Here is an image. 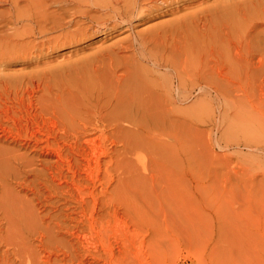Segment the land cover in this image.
<instances>
[{"label": "rangeland", "instance_id": "1", "mask_svg": "<svg viewBox=\"0 0 264 264\" xmlns=\"http://www.w3.org/2000/svg\"><path fill=\"white\" fill-rule=\"evenodd\" d=\"M172 1L152 8L145 12L143 18L135 19L120 29L100 30L89 38L74 41L68 33L64 35L70 30L73 32L75 27L52 32L46 35L47 38H32L38 47L34 44L31 51L23 54L25 56L9 59L6 66L0 67V75L14 82L9 83L11 87L8 89L3 90L0 86V92L7 95L4 97L0 93V98L3 96L2 100L8 103L10 98V111L17 104L10 115L18 117V110L25 104L31 107L23 108L29 114L26 116L36 117L25 130L27 122H22V131V127L10 119L13 130L8 121L10 115L3 113L4 118L0 113V121L4 125L8 122L6 125L11 128L0 122V171L5 174L1 182L9 178L0 188V264H264V150L254 141V128H251L250 136L248 123L241 122L244 119H239L233 109L234 103L239 102L237 105H245L250 112L251 105L259 98V103L255 104L264 108V100L261 101L264 99V93L261 94L264 92V0H242L244 3L241 0ZM228 4H231L230 8ZM238 36L242 39L239 40ZM50 37L57 39L48 42ZM134 38L143 39L161 53L166 52L165 56L169 55L173 63H178L174 67L182 70L179 72L186 81H201V77L207 82L218 80V66L230 76L231 82L238 84L244 81L246 86L248 83L250 86H245L247 92L244 89L227 93L230 98L227 104L219 95L191 89L194 82H186L192 91L191 94L185 93L182 103L172 104L170 108L164 106L163 109L162 104L156 101V107L148 106L146 110L143 106L142 112L133 111L137 116H145V121L136 125L124 122L118 126L107 122L106 127H99V130L104 127L105 131L101 130L104 134L99 130L91 131V136L99 139L98 150L103 149L106 154L99 168L101 178L95 175L91 181L87 179L89 175L83 169L85 166L82 168L83 159L78 158L81 162L76 160L74 168L83 169L80 174L86 177L81 181L85 183V188L82 187L85 193L80 195L77 185L71 181L70 176L73 175L66 169L69 166L57 164L58 158L54 153L57 145L44 147L46 145L41 141L44 148L38 147L42 145L41 142L34 143V133L45 125L44 129L48 130L51 117H54L52 121H57L56 128L60 126L59 130L56 129L58 134L64 126L70 130L73 127L82 129L91 116L89 114L95 111L93 109L99 108L105 112L104 115L111 117L118 99L121 103H129L126 100L134 101L142 95L145 99L150 85L153 84L151 90L156 89L153 86L161 82L158 79L160 75L157 77L149 72L148 65L139 62L142 67L139 65V68L144 70L130 68ZM236 38L240 44L235 43ZM257 44L262 53L258 52ZM241 46L242 55L238 53ZM249 51L255 52L251 54ZM121 65H126V68ZM127 67L133 71L132 74ZM215 72L217 77H214ZM203 75L210 78L205 79ZM19 81L20 84L26 81L28 85L32 82L29 86L24 84L23 88V84L18 83L17 86ZM5 89L10 90L9 95ZM247 89L249 97L245 95L249 92ZM12 91L17 93L16 97ZM22 91L27 93L26 96ZM20 94L28 97L27 104L21 106L23 101H19L23 98ZM231 98L236 100L232 104ZM130 104H122L123 109ZM177 109L183 110L180 115ZM41 113L45 114V120L49 118L48 123H44ZM37 121L38 127L35 126ZM15 125L23 133L28 129L26 137L29 135L31 138H23L21 135L26 134L17 130ZM89 128L93 130L92 126ZM68 139L66 145L62 140L60 142L63 150L68 145L65 152L71 144ZM84 140L79 143H84L85 147ZM258 140L264 145V138ZM17 155L20 156L18 160ZM19 160L24 164L23 171L17 168ZM94 167L90 169L95 170L97 165ZM2 188L7 192L3 193ZM88 190H93L94 194L88 195L91 194L87 193ZM81 196H85L89 204L81 206Z\"/></svg>", "mask_w": 264, "mask_h": 264}, {"label": "bare ground", "instance_id": "2", "mask_svg": "<svg viewBox=\"0 0 264 264\" xmlns=\"http://www.w3.org/2000/svg\"><path fill=\"white\" fill-rule=\"evenodd\" d=\"M169 1H172V0H0V67L2 68V67H4V66H6L7 64H8V61H9V59H15V58H17L18 59V57L19 56H21V55H23L24 53H26V52H28L27 50H32V48H34L33 47V45L34 44H36V43H33V39L32 38H36V37H45L46 35L48 36L50 33H52V32H56V31H58V30H65V29H68V28H72V29H74V27H75V30L73 31V32H71L72 30H70L69 32H66L64 35H67V33H68V37L71 39V38H73V40L74 41H76V40H80V39H85V38H89V37H91V36H94V34H96L98 31H100V30H106V29H113V28H115V29H117V28H121L122 26H124V25H128V24H131L132 22H133V20H135V19H139V18H143L144 17V14H145V12H148V11H150V10H152V8H157V7H159L161 4H163V5H167L168 3H169ZM239 1V0H238ZM242 1V0H241ZM244 2H245V0H243ZM242 1V2H243ZM173 2V1H172ZM222 2V1H221ZM224 2H226L225 0H224ZM242 2H241V4H242ZM243 2V3H244ZM240 3V2H239ZM246 3H247V1H246ZM227 4V3H226ZM251 4V3H250ZM256 4V3H255ZM231 5V4H230ZM230 5L228 4L227 6L230 8ZM248 5V4H247ZM219 6V5H218ZM222 6V5H221ZM227 6H225V7H227ZM240 6V5H239ZM244 6H245V4H244ZM223 7V6H222ZM232 8H234V6L232 7ZM236 8V7H235ZM250 8V7H249ZM243 9V8H242ZM248 9V8H247ZM246 9V10H247ZM227 10V9H226ZM231 10V9H230ZM157 11V10H156ZM233 11V10H232ZM235 11H236V9H235ZM252 11H254L253 9H252ZM226 12V11H225ZM228 12V11H227ZM249 12V11H248ZM233 14H236V13H234L233 12ZM256 14V13H255ZM225 15V14H224ZM249 15V14H248ZM247 15V16H248ZM146 16V15H145ZM226 16V15H225ZM236 15H234V17H235ZM242 16V15H241ZM251 17V16H250ZM254 18V17H253ZM183 19V18H182ZM229 19V18H228ZM196 20V19H195ZM237 20V19H236ZM238 22V21H237ZM247 23V22H246ZM134 24V23H133ZM166 25H168V24H166ZM177 28V27H176ZM245 29V28H244ZM107 30V31H108ZM159 30V29H158ZM242 30V29H241ZM252 30V29H251ZM230 31V30H229ZM236 31V30H235ZM240 31V30H239ZM101 32H103V31H101ZM165 33H166V31H164ZM245 32V31H244ZM164 33V34H165ZM240 33H241V31H240ZM157 34V33H156ZM189 34V33H188ZM232 34H234V33H232ZM238 34V33H237ZM168 35V34H167ZM242 35V34H241ZM243 35H244V33H243ZM47 36H46V38H47ZM153 36V35H152ZM154 36H155V34H154ZM166 36V35H165ZM190 36V35H189ZM188 36V37H189ZM234 36H235V34H234ZM67 36H65V38H66ZM157 37V36H156ZM242 37V36H241ZM239 38V36H238V39L240 40V39H242V38ZM54 38V37H53ZM51 39V37H50V39H46L48 42H52L53 40H56L55 38L54 39ZM68 38V39H69ZM147 38V37H146ZM160 38V37H159ZM231 38H233V37H231ZM32 39V40H31ZM63 39H64V37H63ZM67 39V38H66ZM65 39V40H66ZM67 39V40H68ZM69 39V40H70ZM169 39V38H168ZM60 40V39H59ZM149 40H151V39H149ZM233 40V39H232ZM235 40V43H238L239 41H237L236 42V40H237V38L236 39H234ZM247 40V39H246ZM255 40V39H254ZM36 41V40H35ZM46 41V43H48ZM241 41H243V40H241ZM42 42H43V40H42ZM234 42V41H233ZM262 42V41H261ZM44 43H45V41H44ZM54 43H56V42H54ZM156 43V42H155ZM227 43V42H226ZM231 43V42H230ZM234 43V44H235ZM38 44L41 46V43H39L38 42ZM239 44H240V42H239ZM259 44H260V42H259ZM42 45H44L43 43H42ZM164 45V44H163ZM233 45V44H232ZM236 45V44H235ZM241 45H244V43L242 44L241 43ZM35 46H37V44L35 45ZM157 46V45H156ZM240 46V45H239ZM256 46V48H258V44L257 45H255ZM260 46V45H259ZM262 46V45H261ZM38 47V46H37ZM132 47H133V51H134V53H133V56H132V60H133V64L131 63V61H130V63H131V66L133 67H130L131 69H134V67H135V69L138 71V70H144V69H140L139 68V65H140V67H141V64H142V62H144V64L145 65H148V67H149V72H153V74L154 75H156L157 77H158V75H160L159 77L161 78H159L158 77V79L159 80H161V82L158 80V82H160V83H154V85L155 86H153V88L154 87H156V89H153V90H151L150 88L152 87V85H150V88H148L150 91L147 93V96H145V99H143L144 98V95H142L143 97H140V98H138V99H134V98H132V99H134V101L133 100H131V99H129V100H126V98L125 97H123L124 98V100H126L127 102L129 101V103H131L130 104V106L128 107V108H125V109H123L124 108V105H122V104H129V103H121L120 101H119V99L117 100V102L116 103H114V110H115V113L111 116V117H108V116H106V115H104V111L103 110H100L99 108H96V109H93V110H95L94 112H92L91 114H89V115H91V116H89V120H88V118H87V120H88V122H85L84 124H86L87 126L88 125H90L89 127H93L92 129L93 130H90V128L89 127H87L86 125H84V127L82 128V129H77V128H72V130H70L69 128H65V126H64V128H61L60 130H61V132L58 134V131L57 130H59V129H57V128H59L60 126H58L57 128H56V125H57V121L56 122H54V121H52V119L54 118H52L51 117V119H50V123H51V125L50 124H48V126L50 125V127L48 128V130L47 129H44V127L45 126H47V125H45L44 127L42 126V127H40V128H37V129H40V131L39 130H36L35 128H33V131L35 132V130L37 131L36 133L37 134H39L40 136H37V134L36 133H34V136H35V139H36V141H34V139H33V141H34V143L36 142V143H39L40 144V142L41 141H44V143H45V145L46 146H44V147H52V146H55V145H57V150L54 152L56 155H57V158H58V160H57V164H58V166H60V167H62V166H64V164L63 163H65V165L67 164V167L68 168H66V169H68V171H70L71 172V174L73 175V176H70L71 177V181H72V183L73 184H76L77 185V188L80 190V191H78V192H80V195L81 194H84L85 192L84 191H82V190H85V189H83L82 187H84L85 186V183H82L81 181H82V179H84V177L85 176H83V175H81L80 174V170H82L83 171V169H85L88 173H86V175L88 174L89 176H88V180L90 179V181L91 180H93V177L95 178V175L96 176H98V178L100 177V164H101V160H102V157L106 154V151H104L103 149L101 150V149H99L98 150V145H99V148H100V143H97L98 141L97 140H99L98 139V137L96 136H94V137H92L91 135V131H98L99 130V127L101 128V126H105L106 127V125H107V122H109V124H114V125H120L121 123H132V124H137V123H139V122H142V121H145V116H137V115H135V114H133V111H135L134 113H136V111L137 112H142V110L144 109V107H146V110H147V108H148V106H149V108L150 107H152V106H155V103H157V102H159V103H161L162 105V107L161 108H163L164 106H165V108H168L167 106H169V108L172 106V104L174 105V104H177L178 102H180V103H182L184 100V98H185V93L186 92H188V93H190L192 90L191 89H194V88H196L197 90H199V91H202V93L203 92H205V93H209L208 95H210L211 93H214V94H217V95H219L220 96V98H221V100H226L227 101V99L229 100L230 98H228V96H227V93H229V92H231V90H236L237 92L238 91H241V90H244L245 89V91H246V88H245V82L243 83V82H240L239 81V83L238 84H235L234 82H231V79H230V76L228 75H226L225 74V72H222V69H220V67L218 68V66H217V71H219V79L218 80H215V79H213L211 82H210V80H208V82H207V80L206 81H203L202 80V77H201V81L200 80H196V81H192V80H190V81H192L190 84H192L193 82V87L190 89L189 87V85L187 84L188 82H190V81H186L184 78H186V77H183L182 76V74H181V72H182V70L180 69L179 71H181V72H179L178 71V69H177V67L175 68L174 67V65H177L178 63H173L169 58H170V56L169 55H167V56H165V54H166V52H163V53H161L160 51L161 50H159V49H157L156 50V48L155 47H153V46H151V45H149V43H147L146 41H143V39L142 40H139V39H137V38H134L133 39V43H132ZM233 47H234V45H233ZM242 47L243 46H241V50H239V54H241L242 52ZM172 48V47H171ZM236 48H237V46H236ZM248 48V47H247ZM262 48H263V46H262ZM131 49V48H130ZM240 49V48H239ZM250 49V48H249ZM248 49V50H249ZM260 49V51H258V52H261V51H263V50H261V48L259 47L257 50H259ZM30 50V51H31ZM164 50V49H163ZM232 50V49H231ZM235 50V49H234ZM247 50V49H246ZM247 50V51H248ZM255 50V49H254ZM223 51V50H222ZM238 51V50H237ZM237 51H236V53H237ZM256 51V50H255ZM255 51H253V52H255ZM104 52H106V51H104ZM167 52H169V51H167ZM246 52V51H245ZM252 52V53H253ZM244 53V52H243ZM249 53H251L250 51H249ZM251 53V54H252ZM262 53V52H261ZM263 53H264V51H263ZM100 54V53H99ZM109 54V53H108ZM234 54V53H233ZM248 53L246 52V55H247ZM260 54V53H259ZM104 55V54H103ZM112 55V54H111ZM242 55V54H241ZM23 56H25V55H23ZM235 56H236V54H235ZM240 56V55H239ZM243 56H245V54L243 55ZM253 56V55H252ZM259 56V55H258ZM104 57V56H103ZM225 57V56H224ZM223 57V58H224ZM237 57H238V55H237ZM260 57H261V54H260ZM126 58V57H125ZM173 58V57H172ZM109 60V59H108ZM247 60V59H246ZM250 60V59H249ZM260 61V60H259ZM139 62H141V64L139 63ZM248 62V61H247ZM253 63V62H252ZM260 64H261V62H259ZM263 63V62H262ZM112 64H114V63H112ZM245 64V63H244ZM127 65H128V63H127ZM144 65V66H145ZM119 66H120V64H119ZM121 66H123V65H121ZM130 66V65H129ZM138 66V67H137ZM186 66V65H185ZM215 66V65H214ZM259 66H261V65H259ZM124 67V66H123ZM147 67V66H146ZM181 67H182V65H181ZM124 68H126V65H125V67ZM128 68V67H127ZM130 68H128V70H129V72L131 71V69ZM142 68V67H141ZM178 68H180V67H178ZM187 68H190V67H187ZM186 68V69H187ZM223 68V67H222ZM264 68V67H263ZM134 69V70H135ZM147 69H145V70H147ZM186 69H183V70H186ZM221 71H220V70ZM259 69H260V67H259ZM114 70L116 71V69L114 68ZM122 70V69H121ZM127 70V71H128ZM147 70V71H148ZM190 70V69H189ZM242 70V69H241ZM264 70V69H263ZM136 71V72H137ZM146 71V72H147ZM132 72L133 71H131V74H132ZM140 72V71H139ZM185 72V71H184ZM183 72V73H184ZM190 72V71H189ZM195 72V71H194ZM196 72H197V70H196ZM196 72L195 73H193L194 75L196 74ZM140 73H142V71L140 72ZM188 73V72H187ZM247 73V72H246ZM107 74V73H106ZM138 74V73H137ZM144 74V73H143ZM212 74V73H211ZM215 74L216 75H214V77L216 76L217 77V72H215ZM260 74H262V73H260ZM136 75V74H135ZM141 75V74H140ZM153 75V76H154ZM201 76H202V74H200ZM200 75H199V78H200ZM213 75V74H212ZM211 75V76H212ZM105 76V75H104ZM124 76V75H123ZM131 76V75H130ZM138 76H139V74H138ZM142 76H145V75H142ZM167 76L169 77L168 79V81H167ZM248 76V75H247ZM263 76V75H262ZM136 77V76H135ZM157 77H155V78H157ZM183 77V78H182ZM198 77V73H197V76H195V78H197ZM208 77V76H207ZM206 77V78H207ZM260 77V76H259ZM7 77H5L4 78V76H1L0 75V86L3 88V90H4V88H6V89H8L9 87H11V86H8V85H11L12 83L14 84V82H11V81H9V80H7L6 79ZM9 78V77H8ZM29 78V77H28ZM193 78H194V76H193ZM198 78V79H199ZM203 78H205L204 77V75H203ZM205 78V79H206ZM210 77H208L207 79H209ZM212 78H213V76H212ZM6 79V80H5ZM10 79V78H9ZM20 79H22V78H20ZM30 79V78H29ZM217 79V78H216ZM12 80H14V79H12ZM17 80H19V79H17ZM25 80V79H24ZM123 80V79H122ZM126 80V79H125ZM141 80V79H140ZM189 80V79H188ZM239 80V79H238ZM241 80V79H240ZM9 81V82H8ZM16 81V80H15ZM30 81V80H29ZM233 81V80H232ZM235 81V80H234ZM246 81V80H245ZM253 81V80H252ZM260 81H262V79L260 80ZM22 82H24V81H22ZM32 82V81H31ZM30 82V83H31ZM167 82H169V83H167ZM187 82V83H186ZM205 82V83H204ZM235 82H237V81H235ZM249 82V81H248ZM9 83H11V84H9ZM18 83L20 84V81L19 82H17V86H18ZM30 83H29V85H30ZM131 83V82H130ZM255 83H257V82H255ZM262 83V82H261ZM22 84H23V88H24V84H27L28 85V83L25 81V83H21L20 85L22 86ZM142 84V83H141ZM162 86V88H161V86ZM249 84V85H248ZM247 84V88H248V86H250V83H248ZM28 85V86H29ZM131 85H132V83H131ZM148 85V84H147ZM157 85V86H156ZM166 85V87L167 88H165L164 89V86ZM252 85V84H251ZM261 85V84H260ZM13 86H15V85H13ZM17 86H15V88L17 87ZM189 86V87H188ZM253 87V86H252ZM261 87V86H260ZM1 88V89H2ZM14 88V87H13ZM14 88V89H15ZM25 88L27 89V86L25 85ZM145 88V87H144ZM159 88H161V89H159ZM259 88V87H258ZM5 89V90H6ZM132 89V88H131ZM163 89V90H162ZM20 90H22V89H20ZM190 90V91H189ZM196 90V91H197ZM248 90V89H247ZM249 90H250V87H249ZM248 90V91H249ZM260 90V89H259ZM10 91V90H9ZM9 91H7L6 90V92L8 93V95H9ZM18 91H19V87H18ZM17 91V92H18ZM25 91V90H24ZM138 91V90H137ZM136 91V92H137ZM235 91V92H236ZM261 91V90H260ZM13 92V91H12ZM160 92V93H159ZM234 92V91H233ZM247 92V91H246ZM253 92V91H252ZM1 93V92H0ZM4 93L5 92H3V96L4 97H6L7 95L5 94L4 95ZM14 93V92H13ZM13 93H11V96H12V94ZM117 93V92H116ZM119 93V92H118ZM156 93V94H155ZM194 93V92H193ZM196 93V92H195ZM232 93V92H231ZM242 93V92H241ZM241 93H237V95L238 94H241ZM249 93H250V91L248 92V94H245V95H248V97H249ZM254 93H257V92H254ZM264 92H261V94H263ZM1 94H0V96H1ZM17 93H14V96L16 95ZM19 94V93H18ZM25 94V95H24ZM23 94V91H22V95L23 96H26V92ZM140 94V93H139ZM139 94L137 95V96H139ZM146 94V93H145ZM154 94H155V97H153L154 96ZM187 94V93H186ZM191 94V93H190ZM235 94V93H234ZM233 94V95H234ZM21 95V94H20ZM21 95V96H22ZM29 95V94H28ZM114 95V94H113ZM231 95V94H230ZM242 95V94H241ZM260 95V94H259ZM3 96H2V98H0V113L2 114V116H4L3 115V113L5 114H9L10 115V112H14V111H12L13 109H14V107L17 105H13V109L10 111V109L12 108L11 107V105H8V104H10L11 103V101H10V98H8L9 99V102L10 103H8L7 102V100L5 101V99L4 100H2L3 99ZM10 96V97H11ZM22 96V98H23V100H18L20 103H21V101H23V103H21V106L24 104V103H26L27 104V102H25L26 101V98H28V97H23ZM118 96V95H117ZM131 96V95H130ZM136 96V95H135ZM236 96V95H235ZM243 96V95H242ZM251 96V95H250ZM9 97V96H8ZM16 97V96H15ZM14 97V98H15ZM18 97V96H17ZM20 97V96H19ZM18 97V98H19ZM30 97V96H29ZM129 97V96H128ZM188 97V96H187ZM247 97V98H248ZM35 98V97H34ZM114 98V97H113ZM244 98V97H243ZM252 98H253V95H252ZM7 99V98H6ZM13 98H11V100H12ZM19 99H21V98H19ZM25 99V100H24ZM102 99V98H101ZM156 99V100H155ZM187 99V98H186ZM232 99V98H231ZM255 98H253L252 100H254ZM260 99V98H259ZM258 99V100H259ZM15 100L17 101V99L15 98ZM14 100V101H15ZM120 100H122V98L120 99ZM131 100V101H130ZM183 100V101H182ZM256 101L257 103H259V101ZM264 99H262L261 101H263ZM28 101V100H27ZM100 101V100H99ZM105 101V100H104ZM157 101V102H156ZM225 101V102H226ZM236 100H234L233 101V99L231 100V104L233 103V102H235ZM250 101H251V98H250ZM29 103L31 102V101H28ZM133 102V103H132ZM230 102V101H229ZM228 101L226 102L227 104L229 103ZM255 102V103H256ZM16 103H18V102H16ZM20 103H18L19 105H20ZM28 103V104H29ZM101 103H103V102H101ZM108 103V102H107ZM239 103V102H238ZM237 102H235L234 104H235V107L233 106V105H231L232 107H234L233 109L235 110H233L234 112H235V115L240 119V118H243L244 120H242L241 122H243V121H246L245 123L247 124L246 126H249L250 127V125L252 126V127H250V129H249V127L247 128V130H250V131H248V132H250L249 133V135L252 133V129L251 128H254L253 129V131H254V137H255V142H256V145H257V147H261V149L263 148V150H264V145H263V141L261 142V143H259V140L258 139H261V140H263V138H264V108H262L260 105L258 106L257 104H255V103H253L250 107L252 108L251 109V111L249 112L248 111V109L247 108H245V105H243V106H239V105H237L238 104ZM12 104H14V103H12ZM94 104V103H93ZM110 104V103H109ZM240 104V103H239ZM249 104H251V103H249ZM105 105V104H104ZM125 105V106H126ZM230 105V104H229ZM262 105H264V104H262ZM31 106H32V103H31ZM93 106V105H92ZM106 106V105H105ZM109 106V105H108ZM144 106V107H143ZM160 106V105H159ZM20 107V106H19ZM24 107H25V109H26V107L27 106H25V104H24ZM23 107V108H24ZM29 108H31L30 106H28ZM27 107V108H28ZM33 107V106H32ZM94 107H95V105H94ZM112 107V106H111ZM156 107V106H155ZM158 107V106H157ZM181 107V106H180ZM198 107V106H197ZM250 107H249V109H250ZM16 108V107H15ZM23 108L21 109V107H20V110H18V117H16L17 115L15 114H13V115H10V118H9V116L7 115V118H9L8 119V121L11 119H13L14 121V123L17 125V126H20V128L22 127V122H24V121H26L27 123H26V125H24L25 126V128H24V130L26 129V128H28V126H29V124H30V122H32V121H34L35 119H36V117H34L35 119H32V118H29V117H27L26 116V114H28V113H26V111L25 110H23ZM28 108V109H29ZM36 108V107H35ZM101 109H102V107H100ZM173 108H176V106L174 107L173 106ZM231 108V107H230ZM38 109V108H37ZM40 109V108H39ZM89 109V108H88ZM91 109V110H92ZM164 109V108H163ZM163 109H161V111L163 110ZM182 109V108H181ZM181 109H177L180 113H179V115L182 113L181 111H183V110H181ZM247 109V110H246ZM172 110V109H171ZM170 110V111H171ZM30 111L31 110H29V113H30ZM35 111V110H34ZM34 111H32V112H34ZM38 111V110H37ZM41 110H39L38 112H40ZM125 111V112H124ZM161 111L159 112V113H161ZM173 111V110H172ZM178 111H177V113H178ZM43 113L45 112V113H47L46 111H42ZM48 112H50V111H48ZM55 112V111H54ZM104 112V113H103ZM107 112V111H106ZM109 112V111H108ZM146 112V111H145ZM153 112V111H152ZM174 112H176V111H174ZM16 113H17V111H16ZM37 113V112H36ZM53 113V112H52ZM89 113V112H88ZM101 113H103V115H100ZM149 113V112H148ZM38 115H39V113H37ZM36 114V115H37ZM107 114V113H106ZM155 114V113H154ZM172 114V113H171ZM29 115V114H28ZM32 115V114H31ZM37 115V116H38ZM41 115H42V113H41ZM44 116H45V114H43ZM41 116L43 119L42 120H44V123H48L47 122V120L49 119L48 117H46V118H48L47 120H45V118H44V116ZM51 115H53V114H51ZM74 115V114H73ZM234 115V116H235ZM2 116H0V117H2ZM34 116V115H33ZM33 116H31V117H33ZM40 116V115H39ZM148 116V115H147ZM178 116V115H177ZM69 117H71V116H69ZM84 117H86V116H84ZM83 117V118H84ZM164 117H166V116H164ZM183 117V116H182ZM4 118H6L5 116H4ZM57 118V117H56ZM73 118V117H72ZM149 118V117H148ZM155 118V117H154ZM3 119V118H2ZM41 119V118H40ZM63 119V118H62ZM164 119H166V118H164ZM237 119V118H236ZM235 119V120H236ZM7 120V119H6ZM77 120V119H76ZM81 120V119H80ZM84 120V119H83ZM177 120V119H176ZM234 120V119H233ZM238 120V119H237ZM4 121H5V119H4ZM61 121V120H60ZM64 121V120H63ZM67 121V120H66ZM72 121V120H71ZM74 121H75V119H74ZM167 121V120H166ZM175 121V120H174ZM1 122V121H0ZM7 122V121H6ZM5 122V123H6ZM12 122V121H11ZM80 122V121H79ZM180 122V121H179ZM237 122V121H236ZM239 122V121H238ZM8 123V122H7ZM6 123V124H7ZM9 123H10V121H9ZM37 123V125L35 124V122H34V124H35V126H37L38 127V125H39V123H38V121L36 122ZM152 123V122H151ZM4 125V122H1V125ZM5 124V125H6ZM21 124V125H20ZM25 124V123H24ZM33 124V123H32ZM34 124L32 125L33 127H35L34 126ZM40 124H43L42 122H40ZM66 124V123H65ZM72 124V123H71ZM75 124V123H74ZM83 124V123H82ZM157 124V123H156ZM240 124V123H239ZM4 125V126H5ZM10 125V127H12V125H11V123L9 124ZM15 125V126H16ZM78 126H79V124H77ZM144 125V124H143ZM241 125H243V123L241 124ZM245 125V124H244ZM4 126H2V127H4ZM7 126V128L9 129L10 127H8V125H6ZM14 126V125H13ZM17 126H16V128H17ZM31 126V127H32ZM41 126V125H40ZM75 126V125H74ZM133 126V125H132ZM145 126V125H144ZM231 126H232V124H231ZM233 126H235V125H233ZM77 127V126H76ZM127 127V126H126ZM245 127V126H244ZM5 128V127H4ZM15 128V127H14ZM123 128V127H122ZM135 128H137V127H135ZM139 128V127H138ZM235 128V127H234ZM2 129V128H1ZM11 129V128H10ZM12 129H13V127H12ZM30 129V128H29ZM32 129V128H31ZM41 129L42 130H44V132L43 131H41ZM57 129V130H56ZM64 129V130H63ZM243 129V128H242ZM4 130V129H3ZM6 130V129H5ZM14 130V129H13ZM17 130H20V129H18L17 128ZM17 130H15V131H17ZM21 130L23 131V127L21 128ZM20 130V131H21ZM101 130H102V132H104L105 130H104V127H103V129H100L99 131L101 132ZM104 130V131H103ZM129 130V129H128ZM146 130V129H145ZM236 130V129H235ZM10 131H12V130H9L8 132H10ZM19 131V132H20ZM21 131V132H22ZM132 131V130H131ZM2 133H5L4 131H1ZM6 132H7V130H6ZM14 132V131H13ZM18 132V131H17ZM17 132H16V134H17ZM26 132H28V129L26 130ZM26 132L24 131V133L26 134ZM101 132V134H104V133H102ZM107 132V131H106ZM12 133V132H11ZM23 133V132H22ZM23 133V134H24ZM30 133L32 134V132L30 131ZM148 133H150V132H148ZM244 133H246V130H245V132ZM15 134V133H14ZM14 134H12V135H14ZM31 134H30V136H31ZM247 134V133H246ZM4 136H6V134H3ZM8 135V134H7ZM21 134L19 133V136H20ZM97 135V134H96ZM237 135V134H236ZM0 136H1V133H0ZM9 136V135H8ZM15 136V135H14ZM14 136H12V137H14ZM23 138L25 137V138H31V137H29V135H28V137H26L27 136V134L26 135H21ZM20 136V138L22 139V137ZM41 136L42 137H45L44 139L43 138H41ZM101 136V135H100ZM251 136V135H250ZM12 137H10V139H12ZM16 137V136H15ZM33 137V136H32ZM236 137V136H235ZM239 137V136H238ZM3 138V137H2ZM1 138V140H3ZM6 139H7V137H5ZM68 138H70V142H71V144H70V146H69V149L67 150V152H65V148H67V146L65 147L64 145V150H63V147L62 146H60V142H61V140L65 143V145H66V143H67V141L69 140ZM99 138H101V137H99ZM130 138V137H129ZM241 138V137H240ZM251 138V137H250ZM9 139V138H8ZM7 139V140H8ZM9 139V140H10ZM17 139V138H16ZM18 139H19V137H18ZM83 139H85L84 140V142H85V144H87L85 147H89L88 149L87 148H85L83 145H84V143L82 144H80L79 142L81 141L82 142V140ZM242 139H244V140H247V139H245V138H242ZM102 140V139H101ZM257 140V141H256ZM260 140V141H261ZM15 141V140H14ZM13 141V142H14ZM19 142H22L21 140H18ZM17 141V142H18ZM24 141H28V140H24ZM249 141V140H248ZM9 142H11V141H9ZM29 142V141H28ZM62 142V143H63ZM238 142V141H237ZM240 142V141H239ZM242 142V141H241ZM15 143V142H14ZM23 143V142H22ZM25 143V142H24ZM69 143V142H68ZM245 143V142H244ZM26 144V143H25ZM24 144V145H25ZM38 144V145H39ZM81 145V146H79V147H77V145ZM104 144V143H103ZM247 144V143H246ZM249 144H251V143H249ZM262 144V145H261ZM22 145V144H21ZM23 145V146H24ZM37 145V146H38ZM41 145L42 146H38V147H43V144H42V142H41ZM255 145V146H256ZM33 146H35V145H33ZM124 146V145H123ZM37 147V148H38ZM43 147V148H44ZM107 147V146H106ZM249 147H250V145H249ZM256 147V148H257ZM2 148V147H1ZM36 148V147H35ZM36 148V149H37ZM126 148H130V147H126ZM255 148V147H254ZM39 149V148H38ZM46 149V148H45ZM52 149V148H51ZM131 149V148H130ZM134 149V148H133ZM260 149V148H259ZM33 150V149H32ZM49 150V149H48ZM53 150V149H52ZM262 150V151H263ZM51 151V150H50ZM129 151V150H128ZM249 151V150H248ZM251 151V150H250ZM259 151H261V150H259ZM2 152V151H1ZM10 152V151H9ZM49 152V151H48ZM65 152V153H64ZM124 152V151H123ZM16 153V152H15ZM45 153V152H44ZM53 153V154H54ZM74 153V154H73ZM133 153V152H132ZM262 153V152H261ZM107 154H108V152H107ZM121 154V153H120ZM123 154V153H122ZM19 155V154H18ZM16 156V157H18L17 158V160L19 159V157L20 156ZM124 155H125V153H124ZM127 156H128V154H127ZM130 156V155H129ZM4 158V157H3ZM11 158V157H10ZM22 158H23V156H22ZM83 159L82 160V162H84V163H82V168H83V166H85V168H83V169H80V168H78L77 167V170L74 168V166H76L75 164H77L76 163V160L77 159ZM263 158V157H262ZM12 159H13V157H12ZM15 159V158H14ZM75 159V160H74ZM78 159V160H79ZM128 159H129V157H128ZM21 160V159H20ZM17 161L18 162V165H17V168H18V170H21V171H23V169H24V164L23 163H20L21 161ZM74 161V163H73V161ZM119 160H120V158H119ZM80 162H81V160H79ZM94 161V162H93ZM0 162H1V159H0ZM86 162V163H85ZM111 162H112V160H111ZM124 162V161H123ZM11 163H12V161H11ZM92 163H95V164H93L92 165ZM117 163H119V162H117ZM1 164V163H0ZM56 164V165H57ZM81 164V163H80ZM120 164V166H121V163H119ZM94 165L96 166L97 165V167H96V171L95 170H93V169H90V168H93L94 167ZM26 166V165H25ZM92 166V167H91ZM119 166H117V168H118ZM9 168V167H8ZM23 168V169H22ZM95 168V167H94ZM0 169H1V166H0ZM26 169V168H25ZM29 171H30V168L28 169ZM33 170V169H32ZM31 170V171H32ZM84 170V172H86ZM118 170V169H117ZM58 171H60V170H58ZM119 171V170H118ZM61 172H63V171H61ZM83 172V173H84ZM121 172H122V170H121ZM12 172H10L9 173V175L11 174ZM20 173V172H19ZM54 173V172H53ZM110 173H112V172H110ZM23 174V173H22ZM62 174V173H61ZM61 174H59V175H61ZM103 174V173H102ZM118 174H119V172H118ZM3 175H5L2 171H0V188L2 187V184L5 182V180H7V179H9V178H7V179H5L4 180V182H1V177H4ZM9 175H7V177H10ZM54 175V174H53ZM56 175V174H55ZM54 175V176H55ZM79 175V177H76V176H78ZM85 175V174H84ZM108 175V174H107ZM24 176V175H23ZM22 176V177H23ZM81 176H83V177H81ZM21 177V178H22ZM25 177V176H24ZM65 177L66 178H70L69 176H67V175H65ZM111 177H113V176H111ZM118 177V176H117ZM58 178V177H57ZM86 178V177H85ZM101 178V177H100ZM3 179V178H2ZM20 179V178H19ZM24 180V179H23ZM86 180V179H85ZM95 180V179H94ZM50 181H52V180H50ZM84 181V180H83ZM53 182V181H52ZM85 182H88V181H85ZM22 183V182H21ZM94 183V182H93ZM97 183V182H96ZM5 184V183H4ZM19 186H23V184L22 185H19ZM46 186V185H45ZM86 186H88V189H89V185H86ZM61 188V187H60ZM85 188V187H84ZM95 188V187H94ZM114 188V187H113ZM6 189V188H5ZM5 189H3L2 188V190H3V193H6L7 191L5 190ZM87 189V188H86ZM92 189V188H91ZM118 189V188H117ZM4 191H6V192H4ZM81 191H82V193H81ZM2 192V191H1ZM84 192V193H83ZM116 192V191H115ZM15 193V192H14ZM73 193V192H72ZM87 193H91V194H88V195H93L94 193H93V190H88L87 191ZM1 196H2V194H1ZM8 196V195H7ZM21 196V195H20ZM87 196V195H86ZM82 197V199H80V203H81V206H83V205H86L85 203H88V201H86V199L87 198H85V196H81ZM92 197V196H91ZM94 197V196H93ZM6 198V197H5ZM75 198V197H74ZM94 199H95V197H94ZM2 199H0V201H1ZM88 200V199H87ZM93 200V199H92ZM125 200V199H124ZM123 200V201H124ZM4 202H6L5 200H4ZM0 203H2V202H0ZM9 203L11 204V202L9 201ZM78 203H79V201H78ZM5 205L7 204V203H4ZM22 204V203H21ZM89 204V203H88ZM2 206V205H1ZM11 206V205H10ZM5 207V206H4ZM85 207V206H84ZM2 208V207H1ZM13 209V208H12ZM19 209V208H18ZM1 210V209H0ZM8 210V209H7ZM6 210H3V212H5ZM9 211V210H8ZM65 212V211H64ZM69 212V211H68ZM86 212V211H85ZM84 212V213H85ZM18 213V212H17ZM4 214V213H3ZM8 215V214H7ZM10 215V214H9ZM8 215V216H9ZM107 215V214H106ZM7 216V217H8ZM90 216V215H89ZM105 216V215H104ZM87 217V216H86ZM71 218V217H70ZM73 218V217H72ZM92 218V217H91ZM69 219V218H68ZM90 221H92V220H90ZM90 221H87V222H90ZM85 223V222H84ZM91 224V223H90ZM59 225V224H58ZM78 227V226H77ZM1 231H3L2 229H1ZM9 232V231H8ZM84 235V234H83ZM84 237V236H83Z\"/></svg>", "mask_w": 264, "mask_h": 264}]
</instances>
